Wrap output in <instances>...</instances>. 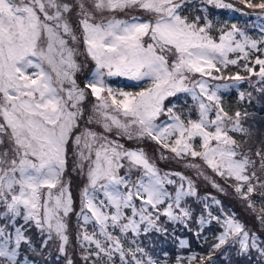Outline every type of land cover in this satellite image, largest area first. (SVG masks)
Here are the masks:
<instances>
[{"label":"snow or ice","instance_id":"snow-or-ice-1","mask_svg":"<svg viewBox=\"0 0 264 264\" xmlns=\"http://www.w3.org/2000/svg\"><path fill=\"white\" fill-rule=\"evenodd\" d=\"M236 2L254 12L259 9L257 14L264 17V0ZM206 3L242 12L225 0ZM184 4L0 0V264H19L21 245H31L24 225L17 226L18 217L46 237L43 246L56 238L60 252H65L67 217L75 212L72 192L63 180L70 146L76 169L87 178L75 212L82 258L87 264H116L117 259L119 264H158L136 238L153 230L166 232L161 217L186 225L193 215L186 198L196 196V189L182 173L162 171L142 147L126 148L111 139L107 134L113 131L129 141L154 142L161 160L169 158L165 151L175 159L199 158L233 181L237 197L264 224V150H244L230 135L247 136L249 131L239 110L232 115L225 110L221 95L250 79L239 73L224 75L223 70L240 66L241 60L244 71L264 84V38L252 39L235 24L214 37L211 21L201 25L200 17L189 20L181 14ZM133 10L145 15L116 16ZM253 52L261 55L250 60ZM81 55L95 65L84 88L75 79ZM112 77L145 86L124 91L107 82ZM87 89L96 103L86 115L82 102ZM259 91L264 93V87ZM178 93L194 102L187 112L165 104ZM247 97L250 100L251 93ZM239 99H245L244 92ZM187 167L199 173L200 165ZM212 203L220 206L223 218L213 216L204 203L207 217L201 214L198 219L201 229L213 220L221 226L212 252L231 241L241 253L255 249L264 256V240L234 213L225 212L219 200L213 197ZM130 235L133 239L125 247ZM185 244L181 241V247ZM196 260L195 254L188 257L189 264ZM205 260L210 262L211 254L200 257V264Z\"/></svg>","mask_w":264,"mask_h":264},{"label":"trees","instance_id":"trees-1","mask_svg":"<svg viewBox=\"0 0 264 264\" xmlns=\"http://www.w3.org/2000/svg\"><path fill=\"white\" fill-rule=\"evenodd\" d=\"M188 1L189 2H186L183 5V11L181 14L186 15L191 19H195L196 16L200 17L201 25L204 24L205 17H207L208 20L211 21L213 29L220 27V29L223 28L224 30H227L235 24L238 28L242 29L243 27L245 33L252 39L261 40L264 38V17L254 15L252 9H248L244 5L238 4L236 0H225V2L233 3L236 7L241 8L243 13H247L246 15L242 14V12L218 9L209 4L202 7L201 0ZM252 2L257 3L259 0H252ZM255 11L259 13L260 10L257 9ZM260 47L264 48V45H260ZM256 55L261 54L255 52L251 53L250 60H254ZM261 58H264V55H261ZM244 63L245 62L241 60L240 66L230 65L226 71L231 75L239 73L242 76L250 77V79L239 82L238 87L223 91L221 95L225 110L228 111L230 115L239 110L242 113L243 126L249 131L247 136H244L241 133H230V135H233L234 138L242 144L244 150L251 147L254 152L257 147L264 150V93L259 91L261 87H264V84L258 82V77L250 76L248 72L244 71ZM258 70L259 66H256V71ZM226 71L224 70V75L228 76ZM110 81L114 86H120L117 80L111 79ZM122 85L125 89L135 92L141 88L140 84L133 82L123 81ZM143 86L145 85L143 84ZM240 92L245 93L244 100L239 99ZM248 93H251L250 100L247 97ZM90 96L93 101L95 97L93 95ZM174 98L173 100H166L165 104L168 106L176 104L177 109L183 112H187L193 106V102L187 94L182 93V95H177ZM245 113H247L246 117L244 116ZM192 117L196 118L194 111L192 112ZM140 144L141 142H138V145ZM145 144L146 148H158V146L152 141H146ZM159 151V149L155 152L148 150L157 161H159ZM72 159L74 160V157ZM169 162H172L175 165V172H178L182 160L172 158L168 160V162L165 159L162 161L163 164H168ZM201 163L204 164L202 161ZM73 165H75V160ZM185 169L189 173L185 172L184 175L192 178L193 182L197 184V192L202 193L204 190L205 192L209 191L211 194H208L209 196L206 197V200L203 199L205 197H197V195L186 198L188 207L192 206L196 210V213H192V219H190L186 225L179 222L168 221L166 232H154L152 235L142 234L140 237L136 238L137 243L145 248V250L157 260L158 264H163L165 262L169 264H177L178 258L180 259V264H189L188 257L193 254L197 256V260L194 261L193 264H200V257L207 258L210 254L211 261L209 262L208 260H205L204 264H264V256L255 249L248 253H241L239 251V245L233 244L231 241L216 250L214 253L212 252V246L216 243V237L222 231L221 226L215 221H212L210 224L204 225L201 229L198 219L201 214L205 213V211H202L204 203L210 205L213 215L221 216V218H223L219 211L220 206L212 203L213 197L220 201L225 212H228L229 214L234 213L235 218L239 221L241 220L245 225V228L249 230L250 233H256L261 240H264V224H261L255 214L247 208L246 203L237 197L235 191L231 187L232 183L227 182V184H230V194L225 199L219 196H213V183L207 186L206 182L196 180L194 172H190L186 166ZM63 175L65 177H70V179H75L74 181L76 185H79L81 180L87 179L86 175L80 171L79 175L73 171L72 160L70 159H68ZM74 181H70V188H76L74 186ZM169 190H171V188H169ZM253 199L256 201L257 206H259L261 203L259 197L254 195ZM73 205L74 209H77L79 207V202L76 201ZM244 209L245 215H243ZM71 218L72 217H70L71 226L74 229ZM17 221L19 225H24L26 230L25 234L31 240L30 246L27 244L21 245L20 256L18 257L19 264H68L69 260L72 261V264L87 263L83 262V260L81 261L80 254L75 245H72L69 242L68 252L64 255L60 254L59 251H51L53 240L49 241L47 246H43V241L46 237L40 234L39 229L32 224L25 225L22 217H18ZM75 224L77 225V223ZM69 229L70 233H72L71 228ZM182 238L187 239V243L183 247H181ZM131 239H133V237L130 235L124 240L125 247L130 246L129 241ZM165 255H167V258ZM116 264H119L118 259L116 260Z\"/></svg>","mask_w":264,"mask_h":264},{"label":"rangeland","instance_id":"rangeland-1","mask_svg":"<svg viewBox=\"0 0 264 264\" xmlns=\"http://www.w3.org/2000/svg\"><path fill=\"white\" fill-rule=\"evenodd\" d=\"M128 15H139V16H144L145 14L144 13H142V12H139V11H135V10H133V11H129V12H127V13H116V16H117V18H126V16H128ZM254 15H256V16H259L258 14H257V12L255 11L254 12ZM260 17V16H259ZM238 28V27H237ZM230 29V28H229ZM229 29H227V30H229ZM239 29H241V28H239ZM219 30H220V28L219 29H217L216 30V34L213 32V27L210 29V32L211 33H213V36L214 37H218L219 36V34H220V32H219ZM242 30L245 32V30H244V28L242 27ZM237 38H239V37H237ZM259 41V40H258ZM83 51H84V49H83V46H81L80 47V52L81 53H83ZM235 56H236V54H230V58H235ZM90 59V58H89ZM91 60V59H90ZM77 61L81 64V68H80V71H78L76 74H75V79H76V82H77V84L79 85V87H81L82 88V86L80 85V81H81V75L83 74V67L86 65V61H85V56L84 55H81V56H78L77 57ZM94 63V62H93ZM94 67H95V65L93 66V67H91V69H90V73L94 70ZM30 71H32V70H30ZM224 71V70H223ZM226 71V70H225ZM90 73H89V75L87 76V77H85V78H87V80L88 79H90ZM226 73H227V75H231V74H229L227 71H226ZM215 74V73H214ZM236 74V73H235ZM235 74H233V75H235ZM125 78V77H124ZM127 79V78H126ZM127 80H129V79H127ZM129 81H131L132 82V80H129ZM107 82L111 85V83L107 80ZM135 83H138V82H136V81H134ZM220 82H222V81H215V83H220ZM85 84V83H84ZM143 84H141L140 85V87L142 86ZM112 86V85H111ZM124 91H128V90H124ZM131 92H135V91H131ZM85 96H86V98H85V100H87L88 98L90 99L91 98V96H90V94H88V92L86 91V93H85ZM85 100L82 102V107H83V109H84V111H85V113H86V115L87 114H90L91 113V111H92V106L91 107H87V104H86V102H85ZM84 126V124H83V121L81 122V127H83ZM91 127H93L94 128V130H97V131H102V129L100 128V126L99 125H95V124H93V125H91ZM107 135H109V137L111 138V139H119V138H121V137H117L116 135H115V131H113V133H108ZM120 142V141H119ZM120 143H122L123 144V141L122 142H120ZM71 147V146H70ZM126 148H136V147H134V146H132V147H126ZM69 150H70V148H69ZM145 150V149H144ZM149 150L150 151H157L158 150V148H149ZM145 152H146V150H145ZM147 153V152H146ZM148 154V153H147ZM149 155V154H148ZM170 153H167L166 154V156H168V157H170ZM150 156V155H149ZM151 157V156H150ZM152 158V157H151ZM153 159V158H152ZM154 160V159H153ZM201 161L202 160H200L199 158H192V157H187V158H185L184 160H183V163H184V165L187 167V165L188 164H196V165H200V169H199V173H198V170L196 169V168H193V167H187V169H189L190 170V172H194V176H195V178H196V180H202L203 182H206L207 183V186L209 185V184H212L213 183V196H219V197H222V198H226L229 194H230V189H229V186H230V184H227V182H229V183H233V181L232 180H225V178H223V177H221V176H219V175H217L215 172H213L210 168H208L205 164H202L201 163ZM203 162V161H202ZM185 166H184V169H183V171H182V174L184 175L185 174V172H187L186 171V169H185ZM178 172H179V170H178ZM187 173H189V172H187ZM184 176H186V175H184ZM187 177H189V176H187ZM173 179H177L176 177H172ZM190 178V177H189ZM191 180H192V178H190ZM193 181V180H192ZM85 184H87V180H86V182H85ZM193 184H194V187H195V189H196V195H197V197H200V196H203V197H208L209 195L208 194H211L209 191H207V192H205L204 190H203V192L202 193H200V192H197V184L195 183V182H193ZM214 184L215 185H219L220 187L219 188H217V187H214ZM221 189H223V191H221ZM205 192V193H204ZM77 193H78V185H77V187H76V193H75V195H77ZM189 208L192 210V213H196V210L192 207V206H189ZM205 213L207 214V211H205ZM70 215L71 214H69V216L67 217V224H68V227L69 228H71V230H74L75 231V240H76V238H77V231H76V228H75V225H74V220L71 218V221L73 222V226H74V229L72 228V226H71V222H70ZM72 217V216H71ZM161 222L163 223V222H167V220H166V218H164V219H162V217H161ZM17 226H20L19 224H17ZM68 228V232H67V234L69 235V233H70V229ZM154 232H157V231H155V230H153V231H151V232H149V233H147V234H149V235H152ZM52 246L53 247H51V251H59L60 252V250H59V248H60V241L58 240V239H56V238H54L53 239V242H52ZM68 247H69V242H68V244L67 245H65V252H63V253H61L60 252V254H62V255H64V254H66L67 252H68ZM81 256L83 257V254H81Z\"/></svg>","mask_w":264,"mask_h":264}]
</instances>
